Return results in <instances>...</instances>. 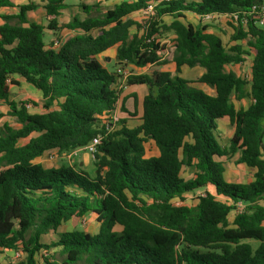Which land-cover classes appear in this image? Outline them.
<instances>
[{
  "label": "trees",
  "instance_id": "obj_1",
  "mask_svg": "<svg viewBox=\"0 0 264 264\" xmlns=\"http://www.w3.org/2000/svg\"><path fill=\"white\" fill-rule=\"evenodd\" d=\"M39 1L51 17L47 27L28 17L38 2L0 0V12L18 9L0 13V101L21 124L0 131V252L26 255L17 264H264V26L260 9L253 10L264 0H123L100 16L84 6L88 15L64 27L58 17L67 0ZM150 7L144 33L131 35L133 22L124 18ZM186 13L200 20L229 16L237 43L227 48L207 27L183 21ZM63 28L74 33L46 42V29ZM162 32L175 36V71L129 75L127 85L148 87L139 123L109 118L123 75L98 56L116 47L120 63L160 66L167 50L157 37ZM252 53L249 77L226 69ZM197 65L204 70L199 82L211 92L179 74ZM14 75L42 92L41 113L12 99L9 85L19 84ZM247 97V107L236 106ZM122 110L136 115L125 103ZM225 118L233 127L227 146L218 134ZM98 135L95 175L37 161L54 151L83 149ZM149 142L156 153L148 154ZM238 153L253 171L245 184L225 178L223 159ZM189 167L195 172L186 179L182 173ZM207 187L213 191L196 204L173 203ZM87 214L99 223L95 234L60 231L63 223ZM49 234L55 237L46 241ZM58 247L61 263L51 253Z\"/></svg>",
  "mask_w": 264,
  "mask_h": 264
},
{
  "label": "rangeland",
  "instance_id": "obj_2",
  "mask_svg": "<svg viewBox=\"0 0 264 264\" xmlns=\"http://www.w3.org/2000/svg\"><path fill=\"white\" fill-rule=\"evenodd\" d=\"M40 4V6L32 10L28 13V17L33 21H40L43 23L44 26H48L49 21L51 19L50 16H47L46 11L41 4L39 0H34ZM123 0H67L66 1V7L61 10V13L58 17L59 27H64L66 23L71 21L74 17H81L85 18L88 14L84 10V6L89 7V11L91 15L93 16H100L104 12H106L110 8H114L116 5L120 4ZM28 0H16L17 4H23L27 3ZM4 13H18L17 8H10L3 10ZM2 13V12H0ZM152 14V8L140 10L138 12H134L130 14L129 16L125 17L124 19L131 20L133 22L132 25L129 27V31L131 35H134L135 33L143 34L144 33V25L146 24L147 20L149 19L150 15ZM4 19L0 16V23H3ZM165 21L167 23H170L172 21V18H165ZM183 21L187 23H191L195 26H201V27H207V31L216 33L218 36H220L227 48H230L233 44L237 43L232 40L231 36L233 34V29L231 28L229 21L230 17L226 16H219L215 15L211 18H202L201 20L197 18L192 13H186V17L183 19ZM140 24V26L138 25ZM259 24L261 26H264V21H260ZM74 32L71 30H68L66 28H63L61 30H50L46 29L45 34V40L48 44L51 42L54 43L55 41H58V35L62 37V40L64 41L66 38H68L70 35H72ZM159 38V41L166 44L167 50H165L164 54V64L162 65H154V66H146L144 68H140L133 64H125L120 63L117 60V50L116 47H113L107 51H104L101 53L98 57L102 62L111 70L116 71L123 75L122 85H121V97L118 102L117 108L114 111V115L110 118L117 117L124 118L128 117L130 118V122L132 125H136L139 123V118L142 115V100L144 96L148 93V87L146 85H135L130 86L127 85V77L129 75H136L141 73H152L154 70H163V71H175V64L173 62V56H174V34L173 33H166L162 32V34H159L157 36ZM240 43V42H239ZM248 49V48H246ZM253 53L250 55L245 56V61L237 64H231L227 65L226 69L228 71L235 72L238 76L241 77H249L251 74V65L253 60ZM203 68L200 66L195 67H188L184 66L181 69V72L179 73L182 77L188 79L191 81V84L196 87L204 88L207 91L211 92V89L200 83L199 78L201 74L203 73ZM10 90L12 93V99L16 102H22L26 101V106L30 113H41L43 111V103L44 99L42 97V92L32 86L31 84L27 83L23 78H20V84L19 85H10ZM137 95V106L135 109V99L132 96L133 94ZM125 103L126 108L129 110L130 114H136L135 116L129 115L127 112H124L122 110V104ZM236 106H244L247 107L251 103V98L247 97L243 99L242 101H235ZM9 106L0 101V113L2 116L0 117V131L1 128L4 127L5 124H9L15 128H19L21 124L17 122L15 117L9 115ZM116 120V119H115ZM220 126H219V139L222 145L227 146L230 137L233 133V127L229 121L228 118L220 120ZM24 139H22L21 142H23ZM148 154H154L157 152V149L155 148L154 144L152 142H149L146 144ZM239 153L235 154L233 157L230 158H224L223 161L225 162V178L229 182H236L245 184L254 179L253 177V171L243 163L239 162ZM37 161L42 162L46 166H57V165H69V166H76L78 168H81L87 172H89L91 175H95L96 172V166L94 165L93 161V154L89 153L85 149H78L76 151L70 152V153H63V152H51L49 154H46L43 157H40L37 159ZM195 168L189 167L183 170L182 176L186 179L192 178L194 176ZM213 191L212 187L207 188H199L195 189L193 191L186 193V198L184 200H181L179 198H176L173 200V203L175 205H183V204H196L199 201V196L205 195L207 191ZM262 203H264V199L261 200ZM236 210H232V212L229 215V220L233 221L235 216ZM74 229L78 230H85L88 232H91L92 234H95L99 229V223L96 220V217L94 214H87L83 217H73L69 221L63 223L61 225L60 231H72ZM55 235L49 234L44 236L46 241H49L50 239L54 238ZM249 242L256 245L257 243L254 240H248ZM14 250H5L3 252H0V264H17L21 261H23L26 258V255L21 254ZM51 253L55 254L56 260H58L60 263L63 260V257L60 254V248H53L51 250ZM39 258V257H38ZM42 261V259L40 258Z\"/></svg>",
  "mask_w": 264,
  "mask_h": 264
},
{
  "label": "built area",
  "instance_id": "obj_3",
  "mask_svg": "<svg viewBox=\"0 0 264 264\" xmlns=\"http://www.w3.org/2000/svg\"><path fill=\"white\" fill-rule=\"evenodd\" d=\"M150 8H152V7H150ZM260 9V11H261V18H260V21H264V5H262V6H254L253 7V10L254 11H258ZM211 17H213V16H211V15H207L205 18H211ZM235 18H237L236 16H235ZM113 115H114V113H113ZM112 115V116H113ZM110 118V117H109ZM114 119V118H113ZM115 119L116 120H118L117 119V117H115ZM114 119V120H115ZM115 120V121H116ZM101 139H102V136L101 135H98V136H96V137H94L93 139H92V141L85 147V148H83V149H85V150H87L89 153H91V154H93L94 152H96V150H97V146L101 143ZM20 253V252H19ZM18 253V254H19ZM43 255H47V253L46 252H43Z\"/></svg>",
  "mask_w": 264,
  "mask_h": 264
},
{
  "label": "crops",
  "instance_id": "obj_4",
  "mask_svg": "<svg viewBox=\"0 0 264 264\" xmlns=\"http://www.w3.org/2000/svg\"><path fill=\"white\" fill-rule=\"evenodd\" d=\"M15 2H16V0H15ZM10 9V8H9ZM1 12H2V14H9V13H4L3 12V10H1ZM14 14V13H13ZM194 15V14H193ZM215 16V15H214ZM213 16V17H214ZM197 17V16H196ZM198 18V17H197ZM4 22V21H3ZM0 24H2V23H0ZM212 32V31H211ZM13 78L20 84V78H22V77H20V76H18V75H14L13 76ZM24 79V78H23ZM18 84V85H19ZM10 85H16V84H10ZM10 85H9V87H10ZM11 91V90H10ZM12 94V93H11Z\"/></svg>",
  "mask_w": 264,
  "mask_h": 264
}]
</instances>
